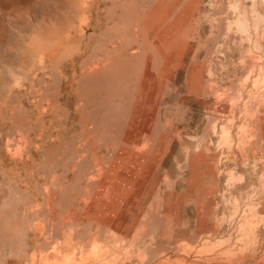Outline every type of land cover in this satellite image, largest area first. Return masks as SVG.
<instances>
[{
  "label": "rangeland",
  "instance_id": "rangeland-1",
  "mask_svg": "<svg viewBox=\"0 0 264 264\" xmlns=\"http://www.w3.org/2000/svg\"><path fill=\"white\" fill-rule=\"evenodd\" d=\"M0 264H264V0H0Z\"/></svg>",
  "mask_w": 264,
  "mask_h": 264
},
{
  "label": "bare ground",
  "instance_id": "bare-ground-1",
  "mask_svg": "<svg viewBox=\"0 0 264 264\" xmlns=\"http://www.w3.org/2000/svg\"><path fill=\"white\" fill-rule=\"evenodd\" d=\"M2 14V13H1ZM12 16V15H11Z\"/></svg>",
  "mask_w": 264,
  "mask_h": 264
}]
</instances>
